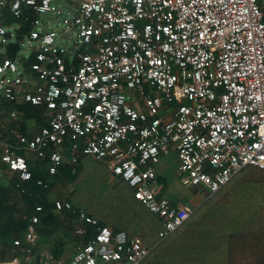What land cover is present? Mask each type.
<instances>
[{
    "label": "built area",
    "instance_id": "2783aa9c",
    "mask_svg": "<svg viewBox=\"0 0 264 264\" xmlns=\"http://www.w3.org/2000/svg\"><path fill=\"white\" fill-rule=\"evenodd\" d=\"M0 9L15 17L0 11V98L47 110L32 137L0 142L22 180L32 177L27 152L48 156L51 175L81 155L110 159L162 218L165 238L194 211L160 195L156 166L170 145L184 180L208 196L245 166L264 168V0H0ZM56 208L74 206L57 200ZM43 210L33 209L29 246L0 264H143L151 252L140 236L81 209L94 235L67 261L51 250L39 259ZM83 223L76 234L86 233Z\"/></svg>",
    "mask_w": 264,
    "mask_h": 264
},
{
    "label": "trees",
    "instance_id": "16d2710c",
    "mask_svg": "<svg viewBox=\"0 0 264 264\" xmlns=\"http://www.w3.org/2000/svg\"><path fill=\"white\" fill-rule=\"evenodd\" d=\"M2 10L8 21L15 19L8 9ZM18 50L19 44L12 42L6 53L14 57ZM18 108L23 118L33 117L46 125V106L24 101ZM9 140L14 141L15 137ZM27 161L32 177L21 181L16 174L7 173L9 167L0 154V243L6 244L4 252L8 255L25 246L31 213L37 204L46 210L36 226L41 243L52 241L60 224L54 201L45 187L53 184L47 164L29 158ZM75 167L62 164L60 170L67 175ZM40 179L42 183H38ZM21 203L25 207H20ZM65 231L71 230L65 228ZM92 233L94 227L89 226L87 239ZM229 235L234 236L233 240L230 238V246ZM16 238L21 239V244H15ZM61 239L60 236L54 242V261L64 255ZM143 264H264V168L245 166L219 191L209 195Z\"/></svg>",
    "mask_w": 264,
    "mask_h": 264
},
{
    "label": "crops",
    "instance_id": "0c3cea01",
    "mask_svg": "<svg viewBox=\"0 0 264 264\" xmlns=\"http://www.w3.org/2000/svg\"><path fill=\"white\" fill-rule=\"evenodd\" d=\"M22 102L15 104L5 98H0V142L16 144V137L18 138L19 134L32 137L44 126L33 117L23 118L18 108V105ZM13 111H16L15 114H12ZM13 136L15 140L10 141L9 139ZM170 146L176 150L174 145ZM50 149L48 148L47 152ZM164 153L167 156L157 164L158 181L162 186L160 195L182 204H188L194 210L199 208L208 198L206 190L200 185H191L184 180L183 175L179 171L178 153L173 155L170 149ZM68 155H70L69 149ZM27 158L40 164L46 163L48 166V156L41 158L32 152H27ZM87 160L82 155L72 174L68 173L66 175L61 172L60 167L62 165L59 167L58 174L51 175L49 173L53 184L51 187H45L48 189V196L54 201L55 213L59 214L58 219L60 224L57 229L58 233L53 235L52 241L41 243L39 238H37V244L33 249L39 259L44 257L42 254L45 250H51L53 253L54 242L61 236L60 244L63 246L64 255L59 260L67 261L80 246L94 235L96 228L80 220L79 211L81 209L95 215L102 222L109 224L114 229H125L130 237L135 235L140 236L144 243L151 248L149 255L164 243L166 239L172 236L176 230L165 238L160 237V232L164 226L162 218L151 212L145 204L134 197V189L131 188L129 190L128 186H125L124 182H122L126 180L113 172L112 160H97L93 156H91V161ZM7 173L13 172L8 169ZM19 179L25 181L20 177ZM58 183L66 185V188L57 186ZM129 187L132 186L129 184ZM57 200L72 202L74 209L58 210L56 208ZM25 205L21 203L20 207H25ZM45 211L44 208L42 213ZM82 223L86 226V233L76 234V227ZM89 226L94 227V233L87 239ZM65 228H69L71 231L66 232ZM230 238L233 240L234 236H228L229 246L231 244ZM26 246H29V244L25 241ZM6 247L5 243H0V258L12 256L4 252ZM18 251L20 252V250Z\"/></svg>",
    "mask_w": 264,
    "mask_h": 264
},
{
    "label": "rangeland",
    "instance_id": "374dc122",
    "mask_svg": "<svg viewBox=\"0 0 264 264\" xmlns=\"http://www.w3.org/2000/svg\"><path fill=\"white\" fill-rule=\"evenodd\" d=\"M169 149H170V152L174 155V154H176L177 153V151L176 150H174V149H172V146H169ZM86 159H88L87 161H91V156L90 155H83ZM167 155H165V153H162L161 154V157H160V160H164L165 159V157H166ZM158 164V163H157ZM157 167V166H156ZM122 182H124V185L125 186H128V189L129 190H131V188H133V187H129V182L128 181H122ZM60 184H62V183H58L57 184V186H60L61 188H66V185H60ZM134 193V192H133ZM134 197H135V194H134ZM136 198V197H135Z\"/></svg>",
    "mask_w": 264,
    "mask_h": 264
},
{
    "label": "snow or ice",
    "instance_id": "6c2138e0",
    "mask_svg": "<svg viewBox=\"0 0 264 264\" xmlns=\"http://www.w3.org/2000/svg\"><path fill=\"white\" fill-rule=\"evenodd\" d=\"M21 166H23V165H21Z\"/></svg>",
    "mask_w": 264,
    "mask_h": 264
}]
</instances>
